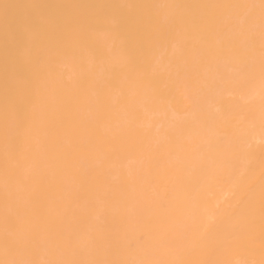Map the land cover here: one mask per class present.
<instances>
[{"label": "bare ground", "instance_id": "6f19581e", "mask_svg": "<svg viewBox=\"0 0 264 264\" xmlns=\"http://www.w3.org/2000/svg\"><path fill=\"white\" fill-rule=\"evenodd\" d=\"M261 3L0 0V261L261 264Z\"/></svg>", "mask_w": 264, "mask_h": 264}, {"label": "snow or ice", "instance_id": "6c2138e0", "mask_svg": "<svg viewBox=\"0 0 264 264\" xmlns=\"http://www.w3.org/2000/svg\"><path fill=\"white\" fill-rule=\"evenodd\" d=\"M9 5H4L5 11L9 8ZM261 10L262 14H264V0L261 3ZM86 38V37H85ZM262 77H264V72H262ZM18 119L20 122H23L24 115L23 109H19L17 113ZM237 239H239L237 237ZM0 264H117V262L112 261H96V260H65V259H46V260H39V259H11V260H2ZM205 264H213V262H205ZM264 264V261L261 262Z\"/></svg>", "mask_w": 264, "mask_h": 264}]
</instances>
